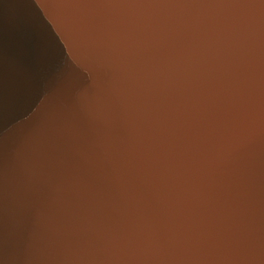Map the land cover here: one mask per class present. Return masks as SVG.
Returning <instances> with one entry per match:
<instances>
[{
	"label": "clouds",
	"instance_id": "1",
	"mask_svg": "<svg viewBox=\"0 0 264 264\" xmlns=\"http://www.w3.org/2000/svg\"><path fill=\"white\" fill-rule=\"evenodd\" d=\"M46 6L73 55L0 131V264H264V0Z\"/></svg>",
	"mask_w": 264,
	"mask_h": 264
},
{
	"label": "water",
	"instance_id": "2",
	"mask_svg": "<svg viewBox=\"0 0 264 264\" xmlns=\"http://www.w3.org/2000/svg\"><path fill=\"white\" fill-rule=\"evenodd\" d=\"M72 55L47 16L46 0H0V131L13 115L26 114L35 86L67 76Z\"/></svg>",
	"mask_w": 264,
	"mask_h": 264
}]
</instances>
